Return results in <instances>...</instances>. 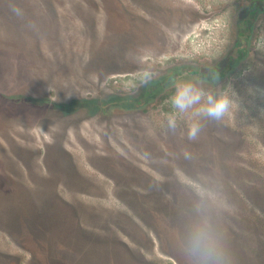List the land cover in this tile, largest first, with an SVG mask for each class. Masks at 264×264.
Listing matches in <instances>:
<instances>
[{"label":"rangeland","instance_id":"374dc122","mask_svg":"<svg viewBox=\"0 0 264 264\" xmlns=\"http://www.w3.org/2000/svg\"><path fill=\"white\" fill-rule=\"evenodd\" d=\"M253 1L0 0V264H195L196 224L223 264H264ZM180 79L239 107L168 132Z\"/></svg>","mask_w":264,"mask_h":264},{"label":"clouds","instance_id":"9594fccd","mask_svg":"<svg viewBox=\"0 0 264 264\" xmlns=\"http://www.w3.org/2000/svg\"><path fill=\"white\" fill-rule=\"evenodd\" d=\"M19 13V9H14ZM150 66L145 65L139 70L138 78L142 85L155 78ZM173 91L169 96L171 111L163 119V127L171 133L181 130L187 141L197 140L202 121H221L227 113L239 107L235 95L207 90L200 81L174 80ZM187 250L195 264H223V252L216 244L210 228L206 224L193 225L187 238Z\"/></svg>","mask_w":264,"mask_h":264},{"label":"trees","instance_id":"16d2710c","mask_svg":"<svg viewBox=\"0 0 264 264\" xmlns=\"http://www.w3.org/2000/svg\"><path fill=\"white\" fill-rule=\"evenodd\" d=\"M256 5H257V2H256V0H254V1H253V4H252V6H253V8H254V9H253L254 11H255L256 8H257Z\"/></svg>","mask_w":264,"mask_h":264}]
</instances>
